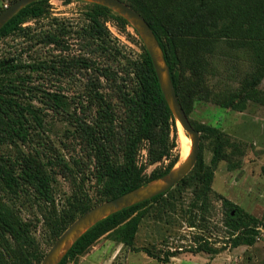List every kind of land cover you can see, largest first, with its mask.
Here are the masks:
<instances>
[{
  "label": "rangeland",
  "instance_id": "rangeland-1",
  "mask_svg": "<svg viewBox=\"0 0 264 264\" xmlns=\"http://www.w3.org/2000/svg\"><path fill=\"white\" fill-rule=\"evenodd\" d=\"M14 1L0 0V12ZM142 1L173 30L179 67L190 76L188 67L184 69L189 37L175 25L181 18V0ZM91 2L50 0L46 14L27 19L23 30L0 40V60L16 67L4 82L18 85L17 100L37 108L43 122L41 128L29 116V138L17 144L0 142V154L18 159L41 155L52 176L55 198L49 203L35 192L14 194L0 187V202L31 222L45 255L57 240L52 213L64 209L79 192L98 198L93 151L83 128L97 120L103 96L115 112V131L119 135L125 132L128 119L122 94L135 90L134 68L142 62L146 49L144 38L132 22L123 26L109 20L105 23L108 34L93 36L88 19ZM103 73L109 74L108 79ZM206 81L215 91L239 87V81L219 75L207 76ZM259 87L264 90V79ZM49 93L58 95V107L48 101ZM187 115L193 126H213L227 141L215 168L212 189L203 205L192 204L196 183L185 188L174 186L168 201L150 203L133 245L148 247L156 256L172 252L175 256L161 262L106 233L68 264H264V228L254 245L233 247L231 232L224 223L223 204L227 198L264 219V103L250 101L245 110L237 111L197 99ZM177 126L179 139L178 121ZM214 143L213 137L201 135L200 151L207 166L211 165ZM147 159L148 142L144 141L140 161ZM160 166L149 165L147 173ZM204 241L218 253L191 251Z\"/></svg>",
  "mask_w": 264,
  "mask_h": 264
},
{
  "label": "trees",
  "instance_id": "trees-1",
  "mask_svg": "<svg viewBox=\"0 0 264 264\" xmlns=\"http://www.w3.org/2000/svg\"><path fill=\"white\" fill-rule=\"evenodd\" d=\"M49 1L39 0L21 9L0 30V40L23 30L27 19L46 14ZM124 1L139 11L156 33L165 52L178 97L187 114L192 111L197 99L212 101L237 111L245 110L250 101L264 103V90L259 87L264 79V0H181V18L175 25L183 36L189 37L184 69L188 67L190 76L179 67L181 60L174 33L167 23L159 19L142 0ZM90 5L88 19L93 36L108 34L105 23L109 20H116L123 26L130 25L125 17L111 8L96 2ZM15 71L16 67L0 60L1 143L17 144L20 140L26 141L31 133V126L27 124L29 116L43 128L38 109L24 106L15 97L19 94L18 85L4 82ZM134 72L137 78L135 90L131 94H122L128 119L125 132L119 135L115 131V112L103 96L97 120L83 128L93 151L98 198L94 200L86 192H79L68 200L64 209L55 210L51 222L57 238L77 217L95 205L162 178L180 159L181 142L180 134L178 139L177 120L161 90L147 49ZM101 75L107 79L109 77L107 73ZM211 75L239 81V87L215 91L207 85V76ZM49 94L48 101L58 107V95ZM194 127L200 131L202 138H214L211 165L205 164L200 151L193 170L175 187L185 188L196 183L192 204L197 206L203 205L209 196L215 168L227 141L213 126L194 124ZM144 141L148 142V159L143 163L140 156ZM157 163L161 166L147 173L148 166ZM47 165L41 155H23L18 159L0 154V187L14 194L35 192L45 201L54 203L52 176ZM175 187L100 220L74 242L59 264L72 262L106 233H112L134 251H143L161 262H169L175 256L174 252L160 257L148 247L136 248L133 245L139 226L148 212L147 206L161 199L168 201ZM223 204L226 214L224 223L231 232L232 246L254 245L264 228V219L247 212L227 198L223 199ZM190 224L195 226L194 222ZM32 227L31 222L21 218L11 206L0 202V264L41 263L45 252ZM191 251L215 254L219 250L204 241Z\"/></svg>",
  "mask_w": 264,
  "mask_h": 264
},
{
  "label": "water",
  "instance_id": "water-1",
  "mask_svg": "<svg viewBox=\"0 0 264 264\" xmlns=\"http://www.w3.org/2000/svg\"><path fill=\"white\" fill-rule=\"evenodd\" d=\"M39 0H15L0 12V30L24 7ZM105 5L132 22L145 40L146 49L152 59L161 90L169 104L176 120L182 125L192 140L189 156L165 176L147 185L140 186L118 197L95 205L84 214L77 217L57 238L40 264H59L74 242L89 228L108 215L127 208L131 205L149 200L165 193L185 178L195 167L200 151L201 133L188 118L178 97L167 63L165 52L153 28L146 18L135 8L123 0H91ZM66 246V247H65Z\"/></svg>",
  "mask_w": 264,
  "mask_h": 264
},
{
  "label": "bare ground",
  "instance_id": "bare-ground-1",
  "mask_svg": "<svg viewBox=\"0 0 264 264\" xmlns=\"http://www.w3.org/2000/svg\"><path fill=\"white\" fill-rule=\"evenodd\" d=\"M179 134H180V142H181V156H180V162L178 163L181 164L190 154L191 152V144L192 140L184 130L181 124H179ZM66 247V246H65Z\"/></svg>",
  "mask_w": 264,
  "mask_h": 264
}]
</instances>
